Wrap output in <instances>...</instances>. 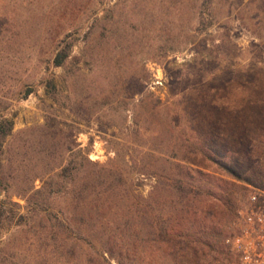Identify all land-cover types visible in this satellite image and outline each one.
I'll use <instances>...</instances> for the list:
<instances>
[{
	"label": "rangeland",
	"instance_id": "374dc122",
	"mask_svg": "<svg viewBox=\"0 0 264 264\" xmlns=\"http://www.w3.org/2000/svg\"><path fill=\"white\" fill-rule=\"evenodd\" d=\"M255 189L264 0H0V264H231Z\"/></svg>",
	"mask_w": 264,
	"mask_h": 264
},
{
	"label": "built area",
	"instance_id": "2783aa9c",
	"mask_svg": "<svg viewBox=\"0 0 264 264\" xmlns=\"http://www.w3.org/2000/svg\"><path fill=\"white\" fill-rule=\"evenodd\" d=\"M224 243L233 256L231 264H264V190L247 196Z\"/></svg>",
	"mask_w": 264,
	"mask_h": 264
},
{
	"label": "trees",
	"instance_id": "16d2710c",
	"mask_svg": "<svg viewBox=\"0 0 264 264\" xmlns=\"http://www.w3.org/2000/svg\"><path fill=\"white\" fill-rule=\"evenodd\" d=\"M66 57L67 56H66L65 53H59L57 55V58H56V65L57 66L61 65L62 62L64 61V59ZM214 153H216V152H214ZM209 155L210 156L207 157L208 159H206L209 162V164L208 165H204L203 166L204 169H206L208 171H211V170L213 171L212 166H210L211 164H213V165L218 166L220 168V170H223L224 176H227L229 178L236 179V180H243L242 177H241V175H239L238 172H237V162H236V164H235V162L234 163L222 162L218 158H215V156H211L212 155L211 153ZM182 165H183L182 163L178 162V163H176L175 166L182 168ZM184 168L186 170H188L189 172L190 171L192 172L194 170L193 168H190L189 166H186ZM213 172L215 173V171H213ZM196 173H199V171L196 170ZM200 174H201V172H200ZM204 175L206 177L210 176L209 174H204ZM183 178H184V176H183ZM183 178L177 179L174 182L175 183L182 184L185 187L188 186V185H190V183L184 182V179ZM192 178H193V176L191 174H189L188 175V179H192ZM87 190H88V186L87 185H85V184L84 185H81V187H80V193H79V196H80V198H79L80 199V202H79L80 207L79 208L81 210V215L82 216L89 217V219H91L92 221L93 220L95 221L97 217H99L100 219H102V221L99 222V224H96V225L102 226V228H100V229H101V231H104V229L106 228V226L104 225L105 224V222H104L105 220L104 219H105V215H106V203L105 202H102L101 204H99V202H98V204H97V202L90 203V206L91 207H90L89 211L88 210L86 211L85 210L86 207H84L85 200H84V196L83 195L85 194V192H87ZM92 204H93V206H92ZM91 233L93 235V232H91ZM103 251L105 253H108V255L110 257H113L112 254H111V250H109V249L108 250L107 249H103ZM104 252H102V253H104Z\"/></svg>",
	"mask_w": 264,
	"mask_h": 264
}]
</instances>
